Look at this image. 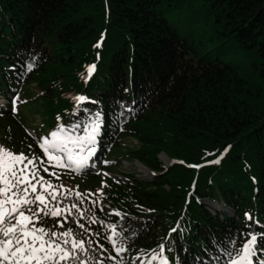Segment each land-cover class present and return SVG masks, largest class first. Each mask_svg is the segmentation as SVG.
Returning a JSON list of instances; mask_svg holds the SVG:
<instances>
[{"label":"trees","instance_id":"trees-1","mask_svg":"<svg viewBox=\"0 0 264 264\" xmlns=\"http://www.w3.org/2000/svg\"><path fill=\"white\" fill-rule=\"evenodd\" d=\"M207 1L217 28L246 54V75L223 59L201 58L179 32L178 22H201L197 0H0V93H12L10 110L0 113V145L43 161L49 172L40 175L73 193L66 204H79L74 193L83 194L82 207L99 221H83L87 264H155L160 243L171 264H213L212 254L225 264L252 232L264 247V230L252 231L255 218L264 223V0ZM78 96L89 99L78 103ZM25 109L39 117L36 130L28 129ZM98 111L103 171L113 170L116 156L158 175L109 178L101 193L99 176L47 163L38 135L63 125L62 136L85 137ZM127 139L136 144L124 146ZM161 153L183 163L164 170ZM101 199L111 207L102 209ZM203 199L223 201L235 215L212 214ZM58 219L44 226L58 229ZM109 225L118 226L114 239L126 249L118 255L105 239ZM68 227L80 231L71 220Z\"/></svg>","mask_w":264,"mask_h":264},{"label":"snow or ice","instance_id":"snow-or-ice-1","mask_svg":"<svg viewBox=\"0 0 264 264\" xmlns=\"http://www.w3.org/2000/svg\"><path fill=\"white\" fill-rule=\"evenodd\" d=\"M96 46L99 47V43ZM26 67L31 71L34 62H28ZM95 67V64L89 65L86 74L82 76H85V79L90 78ZM75 99L79 103L89 98L78 96ZM15 103L16 100H13V110ZM101 117L102 113L99 111L94 114L91 129L86 128L85 137L73 139L70 136H62L64 126L60 125L50 134V140L45 137L38 141L40 148L48 157L47 163L55 161L63 166L61 162L65 153L68 160L72 161V151L69 148L71 143L79 147L81 153H87L78 155L74 160L77 169L85 167L96 152L98 136L102 132ZM103 163L107 164L108 161ZM43 164L44 162L37 157L14 153L0 145V264H87L85 254L89 251L88 245L91 241L84 239L83 234L90 229L83 221L87 220L89 223L99 221L82 207L83 194L74 193L75 197L80 198L79 204L65 203L73 193L63 185H53L40 175L41 170L49 172ZM58 188H63L64 192L58 191ZM116 214L119 215L118 212ZM245 215L248 216L247 213ZM57 217H62L56 220L58 229L44 226L46 219ZM69 220L80 230L79 232L74 231L72 227L64 228V224ZM108 227L112 229V235L106 236L105 239L113 245L117 255L126 251L122 245L117 246L114 239L119 235L116 232L118 226ZM96 235H99V232ZM257 240V235L251 234V238L242 244L235 257L228 253L229 264H260L254 257L259 253L264 258V248L257 247ZM159 247L161 250L164 249L163 244ZM162 264H168L166 257H162Z\"/></svg>","mask_w":264,"mask_h":264},{"label":"rangeland","instance_id":"rangeland-1","mask_svg":"<svg viewBox=\"0 0 264 264\" xmlns=\"http://www.w3.org/2000/svg\"><path fill=\"white\" fill-rule=\"evenodd\" d=\"M199 1L203 3L202 6L198 5ZM196 4V9L198 10L199 14L198 19L201 22H199L197 26L190 25L185 20L181 21V23L178 22V30L181 35L185 37L191 44H193L195 52L199 56H202L201 58H206L207 60L223 59L231 63V65L237 66L240 70V73L246 75L248 73L246 68L249 63L248 59H246V54L236 49L233 39L223 36L221 33V26L220 29L217 28L215 15L208 12V1L197 0L195 5ZM191 12L192 10L188 11L187 13L186 11H180L179 13L175 14L177 17H186L189 16ZM175 18L176 17L174 16L173 20H175ZM23 113L26 117L27 123L30 126L37 127L39 123L38 116L35 114L33 115L26 109L23 111ZM158 159L163 166H167L170 162L162 154L159 155ZM117 169L120 171V173L134 174L136 177L140 178L149 179L152 177L150 172L141 167L136 161L122 160ZM214 207L216 208V206Z\"/></svg>","mask_w":264,"mask_h":264}]
</instances>
